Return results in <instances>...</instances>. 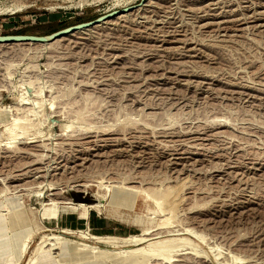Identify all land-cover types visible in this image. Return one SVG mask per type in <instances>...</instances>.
<instances>
[{"label":"rangeland","instance_id":"1","mask_svg":"<svg viewBox=\"0 0 264 264\" xmlns=\"http://www.w3.org/2000/svg\"><path fill=\"white\" fill-rule=\"evenodd\" d=\"M140 1L0 0V34ZM149 244L174 247L147 264H264V0H145L0 44V264Z\"/></svg>","mask_w":264,"mask_h":264},{"label":"water","instance_id":"2","mask_svg":"<svg viewBox=\"0 0 264 264\" xmlns=\"http://www.w3.org/2000/svg\"><path fill=\"white\" fill-rule=\"evenodd\" d=\"M145 0H141L140 3L134 5H127L119 9H112L105 12L94 19L79 22L62 29L56 30L52 33L45 35H35V34H0V44L3 43H17V42H34V43H50L62 37L74 34L78 31H83L85 29L92 28L96 25L103 24L120 14H123L129 10H132L140 5H142Z\"/></svg>","mask_w":264,"mask_h":264},{"label":"bare ground","instance_id":"3","mask_svg":"<svg viewBox=\"0 0 264 264\" xmlns=\"http://www.w3.org/2000/svg\"><path fill=\"white\" fill-rule=\"evenodd\" d=\"M21 7V6H20ZM10 8V7H9ZM12 9H14V8H12ZM7 10H9V9H7ZM20 10V9H19ZM12 13H15L14 11L12 12ZM104 23H108V21H106V22H104ZM103 23V24H104ZM99 25H102V24H99ZM96 26H98V25H96ZM96 26H94V27H96ZM89 29H91V28H89ZM85 30H88V29H85ZM84 31V30H83ZM79 32V31H78ZM72 35V34H71ZM58 40V39H57ZM56 41V40H55ZM54 42V41H53ZM17 43H26V42H17ZM31 43H34V42H31ZM50 43H52V42H50ZM4 44V43H3ZM32 141V140H31ZM81 206H83V205H81ZM68 231V230H67ZM155 232H157L156 230H154V229H150V228H148V229H145V231H144V233H142L143 235L142 236H144V237H142V238H138V239H134L132 242H137V243H143V241L144 240H146V238H148V237H150L151 238V236L153 235V236H155L154 234H155ZM156 235H157V233H156ZM145 236H146V238H145ZM152 236V237H153ZM53 239H55V240H57V245L58 244H60V243H68L69 245H70V248H72V246L73 245H79V243L77 242V241H69V240H66V241H64V240H62V239H60V238H58L57 236H55ZM147 241V240H146ZM43 245V244H42ZM42 245H40V247H39V250L35 253V255H34V257L33 258H31V260L29 261V263L28 264H37V262L40 260L41 262H40V264L41 263H44V264H47L46 263V261H48V258L47 257H44L45 258V261H42ZM151 246H153V244H149V245H147L146 247H141V248H139L135 253H133V255H132V258L130 259V264H139L140 262H138L139 260H136L137 259V257L139 256V257H141V259L143 260V261H145L143 264H147L151 259H153V258H157V259H161V260H165V259H171V256H170V251H171V249H172V247H174V246H172V245H168V246H164V247H160V248H158V249H152L151 248ZM63 248H64V246H62ZM54 249V248H53ZM55 249H57V247L55 248ZM58 249H59V247H58ZM83 249H85L86 250V248H83ZM51 250V249H50ZM88 250H90V251H92V252H96L97 250L96 249H88ZM73 252L71 251L70 253H69V255L70 254H72ZM50 256V255H49ZM156 259V260H157ZM44 260V259H43ZM205 260V259H204Z\"/></svg>","mask_w":264,"mask_h":264}]
</instances>
